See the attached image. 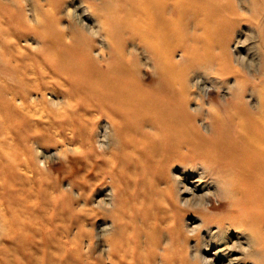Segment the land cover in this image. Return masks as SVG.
<instances>
[{
	"label": "bare ground",
	"instance_id": "bare-ground-1",
	"mask_svg": "<svg viewBox=\"0 0 264 264\" xmlns=\"http://www.w3.org/2000/svg\"><path fill=\"white\" fill-rule=\"evenodd\" d=\"M75 2H0V67L18 76L14 84L0 81V233L16 238L28 259L40 251L38 264H69L75 250L91 264L89 232L79 230L100 216L110 225L101 226L96 264H264V88L246 83L264 82V48L256 44L247 56L239 46L253 32L250 19L230 0ZM236 7L242 9L237 0ZM187 11L218 23L228 11L217 33L229 39L206 33L202 18L193 24L203 35L173 43L181 33L173 25ZM16 17L21 25L10 31ZM254 24L263 41L264 14ZM141 67L159 80L156 91L142 84ZM200 70L220 80L209 78L224 112L213 106ZM50 83L59 89H46ZM91 111L104 116L101 129L94 120L76 128L75 117ZM41 140L53 141L56 158L75 170V196L48 179L55 161ZM16 143L24 145L11 148ZM162 183L172 221L163 248L156 243L165 254L150 259L133 248L132 231L138 216L142 223L154 217L145 208ZM209 196L221 210L213 212ZM187 208L201 216L186 224ZM150 225L145 242L154 234ZM187 233L195 237L189 246Z\"/></svg>",
	"mask_w": 264,
	"mask_h": 264
},
{
	"label": "rangeland",
	"instance_id": "rangeland-1",
	"mask_svg": "<svg viewBox=\"0 0 264 264\" xmlns=\"http://www.w3.org/2000/svg\"><path fill=\"white\" fill-rule=\"evenodd\" d=\"M39 1L43 2V3L45 2V0H39ZM238 1H240V0H237V4L242 6L241 10L236 7V0H230L229 4H231L232 7H231V5H229V6L231 7V9L234 10L235 13H241V14H244L246 17H248L250 20L246 21V23L248 22L249 23L248 25H250L251 27L253 26L252 27V31L253 32L251 33V36L248 37L245 40L244 45L243 44H239L240 49L242 51H244V52H247V56H248V55H251L254 52L256 44L257 45L259 44V45H261L262 48H264V40L263 41L261 40V37L259 36V34L257 32L258 30L254 26L255 25L254 24V20L260 21L261 16L264 14V13L262 14V12H264V1H261V0H246V1L245 0H241L240 2H238ZM0 2L3 3V4H6V3H10L11 4V0H0ZM232 2H234V3H232ZM74 4L75 5L76 4H80L79 0H77V2H75ZM247 9H248V11H247ZM4 10H5L4 7L0 5V15L3 14L2 11H4ZM84 10H85V8L81 7L79 9V11H77V12L85 13ZM63 13H64V10L61 9L59 14H63ZM225 14H226V15H224L225 19L223 17V19L219 20V23L222 24V22H223V24H224V23L227 22V20L229 19V17L227 16L229 14L228 11H225ZM195 15H197V14L194 13V14L190 15L189 12L187 11L186 13H184V16H183V14L181 15V18L177 21L178 23H176L177 25L176 24L173 25L178 33H180V31H181V33L179 34L180 38H178L179 36H176L177 38H173L172 39L173 43L176 42L178 44L182 43V44L187 45V44H189V42H191V38L193 36H196L197 34L199 36H201V34L203 35L204 32L201 29H197L196 26L193 24V21L195 23L196 20L200 21L198 19H202V18H203V20H205L204 24H205L206 28L204 30L206 31V33H210V34L214 35L216 37V39L220 40V41H222V39H225V41L229 39L230 34L228 32H219V33H217V30H218L217 27L220 26V24L215 19L213 21H211V20H208L207 18L203 17L202 14H199L198 16H195ZM253 18H255V19H253ZM180 20H181V22H180ZM21 22H22V17L21 18L20 17L14 18V23L12 22V24L10 26V31H13L17 24L21 25ZM93 22L94 21L91 18V20H89V24L93 25ZM212 22H214V23H212ZM242 24H245V23H242ZM1 25H2V23L0 22V26ZM178 27H180V28H178ZM237 27L239 28L240 31H242L241 34H240L241 38H244V36L246 34V33H244V28H242L241 25H237ZM193 28H195V29H193ZM208 29H209V31H208ZM211 29H212V32H211ZM262 33L264 34V28L262 29ZM222 35H224V36H222ZM181 36L182 37L184 36V37L182 38ZM232 37L234 38V35ZM174 40H176V41H174ZM12 46H14V44H12ZM258 48H260V46ZM32 50L34 51V49H32ZM33 51H31V52H33ZM257 51H258V49H257ZM178 52H179L178 50L175 51V55L176 56L178 55L177 54ZM214 52H215V50H213V53ZM24 60H26V59H24ZM27 62H28V59L26 60V63ZM11 63L13 64V62H11ZM24 63H25V61H24ZM252 72H251L250 76H256V74L254 75V73H252ZM143 74L147 75L146 78L142 79V84H144V86L146 87V90L156 91L157 89H154V88L155 87L159 88L160 85H159V80L155 77L154 73L151 72V70L148 69V68L141 67V75H143ZM198 75H197V78L200 77V76H203L202 79H201V77H200V79L199 78L198 79L201 80L203 85L208 86L207 87L208 89H206V91L209 93L210 97L213 98V100H214L213 106H215V108L220 109V110H222L224 112L225 108H228V107L225 104L220 103V101H218V97H217L218 92L213 87L212 81L209 80V78H213V79H215V81L218 80L216 78V76L214 74H211V73L210 74H206V72H204L203 70H200V74H198ZM195 76H196V74H195ZM28 77H29V74H28ZM17 78H18V76L16 74H14V73L4 74L1 71V67H0V81L2 79H6L9 83L14 84V83L17 82ZM203 80L205 82H203ZM218 81H220V80H218ZM246 83L248 84V86H252L253 85L255 87L264 88L263 87L264 86V82L263 83H258L257 81H253L249 77H248V79H246ZM56 85L58 86L57 83H50V84L46 85L47 86L46 89H50L51 87L55 88ZM59 87L60 86H58V89H59ZM261 90L264 91V89H261ZM193 104H194V102L191 101L190 102V106H193ZM81 113L83 115H85L83 111H81ZM91 120H94V122H95L91 126H93V127L96 126L98 128V130H100L101 129V125L104 123L103 122L104 121V116L103 115H97L96 112L91 111V112L86 114L84 119L83 118L78 119V118L75 117V123H76L75 127L76 128L80 127L81 128L80 130L83 131V129H85L87 126L90 125ZM41 142H42V140H41ZM42 143H43L42 144L43 148H45L44 149V153L45 154H53L51 159H53L55 161L54 163H52L50 165V173L47 174L48 179L52 180V181H53V179L54 180L57 179L59 181V184H60V186H61V188L63 190H69L70 189L71 193L75 196L76 195L75 189H71L70 188L71 182H74V181H76L78 179V176H76V174L74 173L75 170H74V172H71L68 169V167L65 166L64 162H62L61 160L56 158V155L54 154V152H55L54 146L55 145H54L53 141H49V142L47 141V142H42ZM23 145H24V143H22L21 145H18L16 143L11 148H14V149L17 150V149L22 148ZM72 176H74V177H72ZM163 185L164 184L162 183L157 188V191L155 190V192H153L152 198H153L154 204L151 207L145 208L146 209L145 211L149 212V213L155 211L154 217H152L150 220H146L145 222L142 223L141 220L139 219L140 216H138V221H136L135 224L133 225V227H134V228L132 227L133 231L131 230L132 231V235H133L132 236L133 237V240H132L133 241V245H132L133 248L136 251L141 252L142 254L148 255L150 259H152V257L156 256L157 251L161 252V254H165V251H163L161 249H157L158 248L157 247L158 244H156V243H159V245L161 246L160 248H163V239L166 238L167 232H168L167 224L171 223V221H172L171 220L172 219L171 218L172 214L169 211L165 212V211H167L165 209L166 208V203H165V201L163 202V199L161 198V197H163V196H161V195H163V193H162V189L164 187ZM156 187L157 186L154 183L153 184V188H156ZM159 191H160V193H159ZM46 192L49 195L50 192L49 191H46ZM97 192H101V188H97L95 190L94 194L97 193ZM0 203H3L2 200L0 201ZM209 204H210L211 208L213 207L212 208V209H214L213 212H218L219 210L222 209V206H221L222 203L220 205L218 203V201L215 200V197L209 196ZM78 207L79 206H78V204L76 202H73L71 204V208L74 211H76L78 209ZM2 213L6 217V213H5L4 210H2V211L0 210V215ZM66 214L68 215V213H66ZM73 215L75 217L79 216L78 213H73ZM195 215L201 216V212L200 211H194L191 208H187L186 211H185V219H184L185 223L189 224L192 221H194V219H195L194 216ZM102 218L103 217L99 216V217L92 218L90 220H86L84 228H81V230H79L81 233H85L86 229H87V232H89L85 239H87V241L89 240L88 256H89V261H90L91 264H96V262H99L98 259H99V255H100V246H101L100 245L101 242H100L99 239L101 238L100 236L103 235V230L101 228L104 225H110V221H109L108 218H103V219ZM80 219H83V218L81 217ZM148 221H150V224H151V222L153 223V229H154L153 237L152 236L147 237V240L148 241L150 240L152 242H150V241L149 242H145V240H144V238H145L144 234L147 231H149V230L151 231L152 230L150 228L151 225L150 224L148 225V223H147ZM1 225H2V221H1V217H0V228H1ZM77 230H78L77 226H73L72 227L71 232H70V238L75 237L76 246H77V249H78V247H79V245H78L79 238H78V236H76L77 235ZM262 230L264 231V228H262ZM201 233L202 232H200V234ZM197 234H198V232H197ZM138 236H140L141 239L143 238V240H141L143 242L140 243V240L138 239ZM194 238L195 237H192V235H190L188 233L186 234V240H187L186 244H187V246L193 244ZM20 245L21 244L18 243V240L16 238H11L10 235L6 236L5 234L0 233V261H1L2 257H5V258L7 257L8 259H10V264H35L34 261L36 259L38 261L36 264H38L39 263V257L41 256V252L40 251H36L35 255H33L34 257H31L32 260H34V261H32L31 259H28L29 257H27L26 254L24 255V248L22 247V245L21 246ZM23 246L25 247V245H23ZM173 246H175V244H173ZM169 251L170 250H167V252H169ZM76 253H77V251L75 250V252L73 253V256L75 258L73 257L74 260L72 259L69 264H84L83 260L85 259V256H82V254L80 255V254H76ZM24 256H25V258H24ZM141 259L142 258H140V260ZM242 262H247V260H242ZM263 263H264V261H263ZM106 264H108V263H106Z\"/></svg>",
	"mask_w": 264,
	"mask_h": 264
}]
</instances>
